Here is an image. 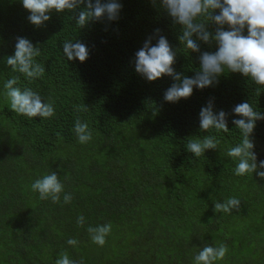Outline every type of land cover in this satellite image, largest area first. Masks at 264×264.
<instances>
[{"label": "trees", "instance_id": "obj_1", "mask_svg": "<svg viewBox=\"0 0 264 264\" xmlns=\"http://www.w3.org/2000/svg\"><path fill=\"white\" fill-rule=\"evenodd\" d=\"M120 3L116 21L80 28L71 12L52 10L50 20L36 27L21 0H0V264H55L61 252L83 264H194L205 245L220 243L228 252L215 264H264V179L256 172L234 175L236 161L227 155L241 141L232 123L241 117L232 109L249 102L264 114V87L225 69L215 85L165 101L172 78L147 81L131 62L145 39L159 28L177 53L174 69L189 78L199 70L200 53L214 52L216 43L198 41L200 52H191L159 0ZM16 37L40 48L42 78L29 82L7 66ZM65 40L84 43L88 58L69 61ZM13 76L20 77L17 86L54 101L55 115L29 119L12 112L3 93ZM210 98L214 112L229 114L227 132L200 129L199 112ZM84 104L87 111H75ZM77 116L92 131L86 144L72 131ZM204 136L219 144L197 158L186 143ZM250 139L259 164L264 120L256 121ZM52 171L72 194L71 203L63 202L64 193L52 203L31 191V183ZM232 196L241 200L238 210L214 212L216 202ZM80 214L83 227L76 223ZM106 223L112 231L101 247L87 228ZM69 238L79 243L70 246Z\"/></svg>", "mask_w": 264, "mask_h": 264}, {"label": "clouds", "instance_id": "obj_2", "mask_svg": "<svg viewBox=\"0 0 264 264\" xmlns=\"http://www.w3.org/2000/svg\"><path fill=\"white\" fill-rule=\"evenodd\" d=\"M22 6L30 15L27 19L36 27H41L50 20L52 10L72 13L80 28L92 22L116 21L119 19L123 7L120 0H21ZM156 0H153V4ZM83 5V8L81 6ZM159 6L167 13L174 24L181 27L178 39L181 44L191 52H200L198 41L206 44L216 43L214 52L204 51L198 59L199 70L191 78L176 72L173 65L177 53L169 44L167 38L161 34L159 28L149 35L143 46L135 52L132 58L135 71L147 81H155L162 76H169L174 83L164 92L163 98L167 102H178L181 98H188L193 88L204 89L218 83V78L224 74L225 69L231 73H239L250 78L256 85L264 87V0H159ZM209 24L216 25L215 32L207 29ZM227 26V30L225 29ZM245 30L246 33L245 34ZM156 39L153 44L152 40ZM64 55L69 61L78 59L84 62L89 56V49L79 40L75 42L65 40L62 45ZM41 55L38 46L24 37H16L15 51L6 59L7 66L13 72L22 74L29 82L42 78L45 67L36 61ZM19 76H13L4 84V99L10 110L17 115L29 119H49L55 115L54 101L45 102L41 95L30 87L23 89L17 86ZM256 93H261L260 88ZM214 98H210L207 105L199 112L200 129L207 131L214 128L217 132L229 130L227 126L228 113L220 110L214 112ZM87 106H77L75 111H87ZM232 112L238 115L232 123L241 133V141L227 151V155L236 161L233 169L234 175L245 176L256 172L264 179V160L257 164V156L253 151L255 145L250 139L257 120H264V114L254 110L249 102L237 104ZM72 131L80 144L92 140V131L87 123L82 122L79 116L75 118ZM60 133H57L59 136ZM219 140L215 136H204L202 139H189L186 149L195 157L204 155L206 150L216 149ZM67 178V177H66ZM34 193H39L40 200H51L60 203L61 194L63 202L71 203V193L64 191V184L55 171L46 173L30 185ZM241 200L235 196L224 202L214 204V212L231 213L238 210ZM77 226L83 227L85 217L80 214L76 220ZM112 231V224L106 223L89 226L87 232L91 241L98 246H104L106 237ZM79 241L69 238L67 244L75 247ZM228 252L227 245H205L195 256L194 264H215L223 260ZM55 264H83V260L75 261L69 258L67 252H61Z\"/></svg>", "mask_w": 264, "mask_h": 264}]
</instances>
